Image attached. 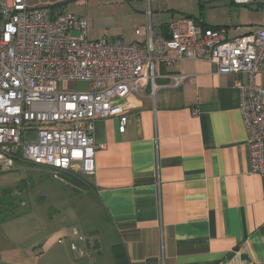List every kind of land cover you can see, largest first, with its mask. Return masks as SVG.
Returning a JSON list of instances; mask_svg holds the SVG:
<instances>
[{"label": "crops", "instance_id": "0c3cea01", "mask_svg": "<svg viewBox=\"0 0 264 264\" xmlns=\"http://www.w3.org/2000/svg\"><path fill=\"white\" fill-rule=\"evenodd\" d=\"M198 2L197 16H172L156 32L151 25L152 33L183 17L222 29L228 39L264 23L255 4ZM176 75L188 78L174 85L167 76ZM237 80L245 76L217 74L204 61L160 66L153 93L125 99L123 133L118 117L94 122V141L104 148L86 179L106 225L90 232L98 248L82 258L69 239L22 244L15 264H42L44 257L48 264H264V177L251 172ZM256 83L264 91V61Z\"/></svg>", "mask_w": 264, "mask_h": 264}, {"label": "built area", "instance_id": "2783aa9c", "mask_svg": "<svg viewBox=\"0 0 264 264\" xmlns=\"http://www.w3.org/2000/svg\"><path fill=\"white\" fill-rule=\"evenodd\" d=\"M69 1L77 0H0V172L28 163L91 177L94 155L104 148L93 138L95 120L118 117L123 133L125 99L147 88L153 93L160 66L191 60L212 64L217 74L245 76L235 82L239 112L251 172L264 177V91L256 83L264 61V23L228 39L224 30L203 28L187 17L155 35L149 19L140 43L89 40L86 16L57 8ZM232 1L258 5L264 14V0ZM167 78L181 85L188 77ZM77 82L86 88L69 86ZM69 241L82 258L98 248L95 235L76 227Z\"/></svg>", "mask_w": 264, "mask_h": 264}, {"label": "rangeland", "instance_id": "374dc122", "mask_svg": "<svg viewBox=\"0 0 264 264\" xmlns=\"http://www.w3.org/2000/svg\"><path fill=\"white\" fill-rule=\"evenodd\" d=\"M201 4L206 6L205 2ZM199 5L198 0H88L86 3L77 0L57 8L86 16L89 40L118 37L125 44H134L144 39L145 24L149 19L156 32L159 25L172 16L176 18L185 13L197 16L202 10ZM148 6L149 15L146 13ZM135 29L142 35L136 37ZM69 86L74 90L86 88L83 82ZM23 183L25 185L21 186ZM4 189L10 191L13 202L7 209L0 207V264L2 261L15 264L20 260L17 257L22 254L19 252L24 247L20 246L22 244L29 246L40 242L48 245L53 240H70L72 227L90 235L106 226L89 187L68 184L59 175L54 177L45 167L18 163L15 170L0 172V196ZM5 248L9 251L5 255L8 261L1 255ZM28 261L32 263V260ZM41 261L48 264L49 259L44 257Z\"/></svg>", "mask_w": 264, "mask_h": 264}, {"label": "trees", "instance_id": "16d2710c", "mask_svg": "<svg viewBox=\"0 0 264 264\" xmlns=\"http://www.w3.org/2000/svg\"><path fill=\"white\" fill-rule=\"evenodd\" d=\"M49 170V172L53 175L55 173H58V175L65 180L68 184H71L75 187L82 186L84 188L89 187V183L84 176L80 175H75L69 172H56L50 168H46ZM25 184L23 183L21 186H24ZM10 191L7 189H4L1 191V196H0V207H5L4 209H7V207H10L12 205L13 199L10 196ZM117 248V247H116ZM117 257V256H115Z\"/></svg>", "mask_w": 264, "mask_h": 264}]
</instances>
